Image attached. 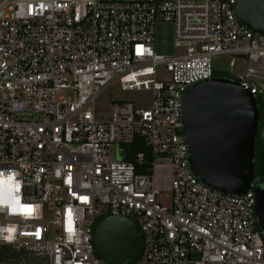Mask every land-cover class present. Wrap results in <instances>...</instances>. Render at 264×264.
I'll return each instance as SVG.
<instances>
[{"label":"built area","instance_id":"obj_1","mask_svg":"<svg viewBox=\"0 0 264 264\" xmlns=\"http://www.w3.org/2000/svg\"><path fill=\"white\" fill-rule=\"evenodd\" d=\"M237 1L0 0V264L14 259L3 246L23 264H113L93 238L105 214L140 223L132 264H264L258 177L242 194L213 188L184 133L186 91L217 69L264 99V33ZM158 22L174 23L181 53L156 50ZM113 82L150 105L114 100L101 116Z\"/></svg>","mask_w":264,"mask_h":264},{"label":"water","instance_id":"obj_2","mask_svg":"<svg viewBox=\"0 0 264 264\" xmlns=\"http://www.w3.org/2000/svg\"><path fill=\"white\" fill-rule=\"evenodd\" d=\"M236 13L264 33V0H238ZM184 133L191 168L215 189L245 193L255 177L261 109L255 94L236 79L214 75L193 84L183 100ZM258 228L264 234V185L256 189ZM98 254L113 264H132L145 248V233L129 215H106L94 227Z\"/></svg>","mask_w":264,"mask_h":264},{"label":"rangeland","instance_id":"obj_3","mask_svg":"<svg viewBox=\"0 0 264 264\" xmlns=\"http://www.w3.org/2000/svg\"><path fill=\"white\" fill-rule=\"evenodd\" d=\"M154 44L156 50L161 53L178 54L183 51V47L176 43L175 25L172 22H158L156 24ZM229 58V56H221L217 62L218 65L225 68L230 66ZM235 70H242L239 63ZM114 100H132L139 105L149 106L151 103V92L143 88H123L119 82L110 83L97 99L96 110L98 114L103 116L111 108ZM261 130L264 136V123ZM13 258L7 260L6 264H23L24 262L23 258Z\"/></svg>","mask_w":264,"mask_h":264},{"label":"trees","instance_id":"obj_4","mask_svg":"<svg viewBox=\"0 0 264 264\" xmlns=\"http://www.w3.org/2000/svg\"><path fill=\"white\" fill-rule=\"evenodd\" d=\"M215 74L218 75H223V76H230V73L227 71H222V70H216ZM258 101H259V107L261 109V122H260V128H259V132L257 135V139H256V146H255V157H254V162H255V176L258 177L259 182L261 185H264V136L262 135V125L264 123V99L261 96H258ZM129 147L132 148V150L134 151H140V150H148V147L143 144L140 139H136L132 144L129 145ZM128 159H130L131 157L128 156ZM105 215H102L98 221L100 219H102ZM2 258L3 259H7L9 257H18V253L11 250L9 247L7 246H3L2 247Z\"/></svg>","mask_w":264,"mask_h":264},{"label":"snow or ice","instance_id":"obj_5","mask_svg":"<svg viewBox=\"0 0 264 264\" xmlns=\"http://www.w3.org/2000/svg\"><path fill=\"white\" fill-rule=\"evenodd\" d=\"M11 179V178H10ZM8 183H10V180H9V182ZM17 190H18V188H17ZM16 203L18 204L19 203V201H16ZM31 206L29 205V206H24V211H26V212H31Z\"/></svg>","mask_w":264,"mask_h":264},{"label":"flooded vegetation","instance_id":"obj_6","mask_svg":"<svg viewBox=\"0 0 264 264\" xmlns=\"http://www.w3.org/2000/svg\"><path fill=\"white\" fill-rule=\"evenodd\" d=\"M215 75L219 76L218 74H215Z\"/></svg>","mask_w":264,"mask_h":264}]
</instances>
